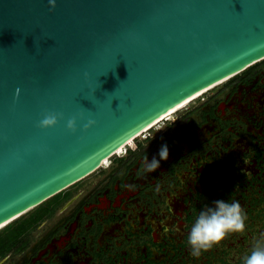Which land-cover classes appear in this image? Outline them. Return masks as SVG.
Returning <instances> with one entry per match:
<instances>
[{
    "label": "water",
    "instance_id": "water-1",
    "mask_svg": "<svg viewBox=\"0 0 264 264\" xmlns=\"http://www.w3.org/2000/svg\"><path fill=\"white\" fill-rule=\"evenodd\" d=\"M262 59L264 0H56L54 8L0 0V228L99 169L186 99ZM46 112L62 118L40 128ZM73 116L75 132L66 127ZM261 124L247 127L264 134ZM262 152L244 177L227 170L209 180L206 161H188L208 175V183L196 177L205 194L188 196L191 219L162 233L155 264H241L264 233ZM218 198L240 201L245 231L193 257L190 224Z\"/></svg>",
    "mask_w": 264,
    "mask_h": 264
},
{
    "label": "flooded vegetation",
    "instance_id": "flooded-vegetation-1",
    "mask_svg": "<svg viewBox=\"0 0 264 264\" xmlns=\"http://www.w3.org/2000/svg\"><path fill=\"white\" fill-rule=\"evenodd\" d=\"M173 114L68 187L38 221L0 248L2 264H127L124 258L155 264L162 233L191 219L188 196L205 194L196 177L208 183L207 174L209 180L227 170L244 177L246 167H260L264 134L247 125L259 126V116L264 118V59ZM164 142L167 160L144 173L145 153L151 159ZM191 160L206 161L207 174L195 175Z\"/></svg>",
    "mask_w": 264,
    "mask_h": 264
},
{
    "label": "clouds",
    "instance_id": "clouds-1",
    "mask_svg": "<svg viewBox=\"0 0 264 264\" xmlns=\"http://www.w3.org/2000/svg\"><path fill=\"white\" fill-rule=\"evenodd\" d=\"M50 8H54L56 0H48ZM62 118L61 113L46 112L38 121L40 128L54 126L58 119ZM95 123L89 119L83 125L86 130ZM67 129L75 132L77 128L76 117L67 120ZM164 128V127H163ZM169 148L167 142L159 147L158 153L148 158L144 155L143 172L156 171L162 160H167ZM247 215L239 200L236 199H214L206 202L199 209L192 220L187 233L188 251L193 257H200L202 253L219 244L227 235L232 233H243L246 228ZM4 259H8L5 256ZM241 264H264V233L255 239L249 251L241 258ZM2 264V261H0Z\"/></svg>",
    "mask_w": 264,
    "mask_h": 264
},
{
    "label": "trees",
    "instance_id": "trees-1",
    "mask_svg": "<svg viewBox=\"0 0 264 264\" xmlns=\"http://www.w3.org/2000/svg\"><path fill=\"white\" fill-rule=\"evenodd\" d=\"M67 190L68 188L54 194L50 198L44 200L37 206L33 207L32 209L28 210L21 216L17 217L16 219L0 228V248H2L7 243L9 244L25 228L32 226L36 221H38L42 216L41 214L45 213L47 207Z\"/></svg>",
    "mask_w": 264,
    "mask_h": 264
},
{
    "label": "bare ground",
    "instance_id": "bare-ground-1",
    "mask_svg": "<svg viewBox=\"0 0 264 264\" xmlns=\"http://www.w3.org/2000/svg\"><path fill=\"white\" fill-rule=\"evenodd\" d=\"M229 79H230V78H229ZM226 80H228V78H225V79H223V80H221V81H219V82H217V83H215V84H213V85H211V86H209V87L203 89L202 91H200V92L194 94V95L191 96L190 98L186 99L185 101H183L182 103H180L179 105H177L176 107H174L173 109H171L170 111H168L167 113H165L164 115H162L160 118H158V119H157V120H156L151 126H149V128H147L146 130H144L142 133H144L145 131L151 129V128H152L153 126H155V124H157L158 122H160V121H162V120H164V119L170 118V116H171L173 113H175V112L179 111L180 109L184 108L187 104L190 103V101H192L193 99L199 97V96L202 95L203 93H206V91H208V90L211 89L212 87H214V86H216V85H218V84H221L222 82H224V81H226ZM142 133H140L139 135H142ZM139 135H137V137H138ZM137 137H136V138H137ZM132 143H133V139H132V140H129V141L125 144L124 147H121V148H119V149L116 151V154H117V153H118V154L121 153L122 150H123V148H125V147L131 145ZM108 162H109V159H105V160L103 161V163H102L103 166L106 165V164H108ZM7 224H8V223H7ZM3 226H5V225H3ZM1 228H2V227H1Z\"/></svg>",
    "mask_w": 264,
    "mask_h": 264
},
{
    "label": "rangeland",
    "instance_id": "rangeland-1",
    "mask_svg": "<svg viewBox=\"0 0 264 264\" xmlns=\"http://www.w3.org/2000/svg\"><path fill=\"white\" fill-rule=\"evenodd\" d=\"M199 97H200V96H199ZM199 97H198V98H199ZM198 98H196V99H198ZM196 99H194V100H196ZM194 100H193V101H194ZM193 101H190V103L193 102ZM190 103H189V104H190ZM181 110H182V109H180L179 111L175 112L174 114L180 112ZM174 114H173V115H174ZM171 116H172V115H171ZM171 116H170V117H171ZM162 122H163V121L158 122L157 124H155V126H153L151 129H149V131H148V130H147V131L150 132V131L155 130L156 128H158V126H160V125L162 124ZM144 133H146V131H145ZM141 139H142V137L139 136V137L135 138V139L133 140V142H135V141H137V140H141ZM132 144H133V143H132ZM132 144L129 145V146H132ZM125 148H126V147H125ZM115 156L117 157V155H114V156H112L110 159L114 158ZM110 159H109V160H110Z\"/></svg>",
    "mask_w": 264,
    "mask_h": 264
},
{
    "label": "built area",
    "instance_id": "built-area-1",
    "mask_svg": "<svg viewBox=\"0 0 264 264\" xmlns=\"http://www.w3.org/2000/svg\"><path fill=\"white\" fill-rule=\"evenodd\" d=\"M200 96H201V95H200ZM197 98H198V97H197ZM195 99H196V98H195ZM193 100H194V99H193ZM168 119H169V118H167V119H164V121H166V120H168ZM162 121H163V120H162ZM146 133H147V131H146ZM146 133H142V135H139V136H141L142 138H144V137H145V135H146ZM139 136H138V137H139ZM124 149H125V148H123L122 152L124 151ZM122 152H121V153H122ZM121 153H119V154L117 153V154H115V155H117V156H120V155H121Z\"/></svg>",
    "mask_w": 264,
    "mask_h": 264
},
{
    "label": "snow or ice",
    "instance_id": "snow-or-ice-1",
    "mask_svg": "<svg viewBox=\"0 0 264 264\" xmlns=\"http://www.w3.org/2000/svg\"><path fill=\"white\" fill-rule=\"evenodd\" d=\"M16 92L19 93V89H16Z\"/></svg>",
    "mask_w": 264,
    "mask_h": 264
}]
</instances>
